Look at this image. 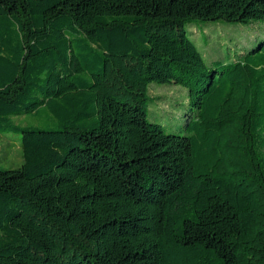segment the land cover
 I'll return each mask as SVG.
<instances>
[{"label":"trees","instance_id":"obj_1","mask_svg":"<svg viewBox=\"0 0 264 264\" xmlns=\"http://www.w3.org/2000/svg\"><path fill=\"white\" fill-rule=\"evenodd\" d=\"M252 20L264 0H0V264H264V37L208 63L188 30ZM153 83L188 90L189 133L148 119Z\"/></svg>","mask_w":264,"mask_h":264},{"label":"rangeland","instance_id":"obj_2","mask_svg":"<svg viewBox=\"0 0 264 264\" xmlns=\"http://www.w3.org/2000/svg\"><path fill=\"white\" fill-rule=\"evenodd\" d=\"M188 30L206 62L210 63L213 60L228 62L248 51L258 38L264 37V20H252L249 23L196 21L188 25ZM193 32H196V37L192 35ZM149 96L148 119L160 123L167 132L189 133L186 124L191 105L188 90L185 87L153 83L150 85ZM18 123L38 125L34 123L30 115L19 116ZM10 135L20 140L21 134ZM10 142L12 140L9 137L0 136L1 157L4 156L5 147ZM8 157L17 162L16 164L5 163L3 164L5 168L17 167L22 163V157L19 160L18 148H15Z\"/></svg>","mask_w":264,"mask_h":264}]
</instances>
